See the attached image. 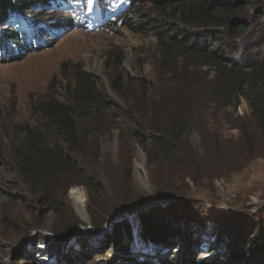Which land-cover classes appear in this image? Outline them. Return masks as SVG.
Here are the masks:
<instances>
[{
	"label": "rangeland",
	"instance_id": "374dc122",
	"mask_svg": "<svg viewBox=\"0 0 264 264\" xmlns=\"http://www.w3.org/2000/svg\"><path fill=\"white\" fill-rule=\"evenodd\" d=\"M89 3L86 7L79 0H70L62 11H48L63 12L62 20L73 15L74 22L63 24L60 34L53 33L46 47L31 50L16 60L0 62V264H59L62 255L71 257V264H132L124 251L120 252L121 244L105 243L111 233L118 224L126 223L138 237L139 225L162 227L163 220H168L181 235L186 234L164 241L166 245L160 244V252L152 249L153 242L146 245L135 238V245L127 248L132 259L150 260L152 264L163 257L170 264H229L217 256L225 250L224 245L215 249L212 239L206 237L213 236L229 216L256 217L260 223L261 216L258 220L256 215L264 209V134L247 99L242 97L238 109L230 108V114L216 109L206 111L202 101H194L183 171L195 164L191 167L195 170L188 171L196 173L197 180L188 175L177 178L174 188L186 193L174 194L165 189L173 195L172 201L150 206L139 214L129 213L123 200L127 194L140 193L153 200L158 191L151 180L146 152L133 138L137 128L118 116L117 106L122 109L132 99L141 101V114L146 117L149 106L145 101L155 105L160 94H167V89L176 83L204 88L207 80L214 77L215 67L182 49L164 51L158 34L163 22L192 31L172 17L173 9L159 11L153 2L145 0L139 14L132 16L131 25L128 20L103 29L93 25V30H88L80 28L77 21L86 26L94 24L97 15L102 16L97 0ZM124 5L125 0H111L106 6L107 15L114 17ZM144 17L155 22L143 20ZM144 23L148 29L135 27ZM77 65L98 79L105 98L113 101L114 106L101 111L95 107L77 109L76 116L85 133L98 124L100 131L88 136L82 133L86 137L83 154L73 156L66 174L55 179L57 184L48 195L43 192L38 196V187L26 183L19 161L14 158V145L22 141V135L9 130H13L15 122H36L39 101L49 95L63 97ZM119 74L134 79L125 87L123 96L111 87ZM91 112L94 120L87 118ZM204 129L212 134L217 132L225 141L214 146L212 136L201 134ZM242 129L251 131L253 146L244 145ZM222 155L228 164L222 172L212 171L210 165ZM76 162L95 179L97 187L74 171L72 165ZM147 211L151 218L143 224L139 217ZM116 216L121 218L115 219ZM98 218L102 220L100 225L107 224L103 232L70 235L74 230L93 228L92 223Z\"/></svg>",
	"mask_w": 264,
	"mask_h": 264
},
{
	"label": "trees",
	"instance_id": "16d2710c",
	"mask_svg": "<svg viewBox=\"0 0 264 264\" xmlns=\"http://www.w3.org/2000/svg\"><path fill=\"white\" fill-rule=\"evenodd\" d=\"M68 1L70 0H0V62L16 60L31 50L46 47L53 33L60 34V27L63 24L74 22L73 15L62 20L60 16H64L63 12H48L52 9L62 11ZM110 1L97 0L102 16L97 15L95 23L86 26L81 25L78 20V26L93 30L94 25L103 29L128 20H131L128 23L131 25L132 16L139 14L145 0H125L124 7L119 9L114 17L106 13V6ZM150 1L159 11L173 9L172 17H177L178 21L192 28V31H189L180 29L179 24L163 22L164 25L158 34L164 43V51L182 49L186 54L213 65L215 75L211 80H207L204 88H193L186 82L176 83L167 89V94L164 91L160 94L155 105L145 101L149 106L146 117L141 114V101L135 102V99H132L122 109L117 106L118 116L124 118L126 122H132L137 128L133 130V138L138 140L146 152L151 180L158 191L157 198L153 200L145 199L140 193L127 194L123 200L127 203L128 212L134 214H139L150 206L172 201L173 199L167 197L168 192L165 189L173 190L174 194L186 193L184 190L174 188L177 178L183 179L188 175L192 176L194 181L197 180L196 173L188 171L195 164L188 165L187 171H183L186 170V141L191 133L189 125L194 119L192 108L194 101H202L206 111L216 109L224 111V114H230V108L236 111L242 97H245L259 129L264 134V0ZM79 2L89 7L92 0ZM142 19H151L155 22L153 18ZM149 23L152 24V22L146 24ZM146 24L135 27L148 29ZM169 32L173 34L170 35ZM133 82L132 76L119 74L112 81L111 87L115 93L123 96L125 87ZM146 97L147 100L148 96ZM113 106V101L105 98L98 79L77 65L74 67L72 83L63 97L49 95L38 102L35 111L39 118L36 122L13 124V130L9 131L22 135V141L14 145V158L19 161L20 171L26 183L38 187V196L43 192L48 195L50 188L57 184L55 179L66 174L73 156L83 154L86 137L82 133L88 136L100 131L98 124L91 132L85 133V128L81 127V121L76 116L77 109L95 107L94 109L101 111ZM92 115V112L89 113L87 118L94 120ZM201 134L212 136L214 146L220 144V140L225 141L222 135L217 132L212 134L208 129L201 131ZM241 135L244 145L253 146L251 131L242 129ZM224 156L217 157V160L212 162L210 165L212 171H223L222 168L228 164L224 162L222 158ZM72 166L79 176L87 178L88 183L94 187L98 186L81 163ZM202 169L205 170L204 167ZM149 213L143 212L139 222L145 224L151 218ZM256 216L258 220L261 216L260 223L256 222V217L248 219L244 215L229 216L213 236L206 237L212 239V246L215 249L224 245L225 250H217L219 251L217 256L223 257L229 264H264V209ZM120 218L121 216H116L115 219ZM101 221L100 218L95 219L92 223L93 228L82 232L74 230L70 235L103 232L104 228L108 227L105 226L107 224L100 225ZM153 225L149 223L142 227L139 225L136 237L134 229L128 224H118L117 230L111 233L109 241L105 243L121 244L120 252L124 251L132 264H152L150 260L130 257L127 248L130 250L135 245L132 240L137 238L146 245L153 242L152 249L160 252V244L166 245L164 241L168 242L173 236L183 237L186 234L181 235L182 233L174 225H170L168 220L162 221V227ZM161 256L163 254L159 255ZM164 261L166 260L163 257L156 264H162ZM58 262L71 264L72 258L67 256L63 258L62 255Z\"/></svg>",
	"mask_w": 264,
	"mask_h": 264
},
{
	"label": "water",
	"instance_id": "95a60500",
	"mask_svg": "<svg viewBox=\"0 0 264 264\" xmlns=\"http://www.w3.org/2000/svg\"><path fill=\"white\" fill-rule=\"evenodd\" d=\"M167 197L171 199L173 197V195L167 194Z\"/></svg>",
	"mask_w": 264,
	"mask_h": 264
}]
</instances>
